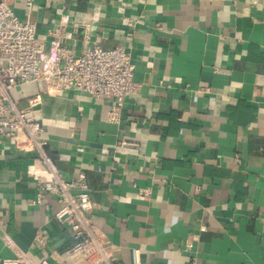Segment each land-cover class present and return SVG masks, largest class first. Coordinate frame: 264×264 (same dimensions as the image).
Segmentation results:
<instances>
[{
	"label": "crops",
	"instance_id": "0c3cea01",
	"mask_svg": "<svg viewBox=\"0 0 264 264\" xmlns=\"http://www.w3.org/2000/svg\"><path fill=\"white\" fill-rule=\"evenodd\" d=\"M33 20L47 54L62 23L77 53L131 51L141 87L117 122L110 98L12 90L22 107L41 96L45 151L66 178L85 171L114 261L264 264V0H35ZM24 137L0 144V264H71L58 199L36 202L49 169Z\"/></svg>",
	"mask_w": 264,
	"mask_h": 264
},
{
	"label": "built area",
	"instance_id": "2783aa9c",
	"mask_svg": "<svg viewBox=\"0 0 264 264\" xmlns=\"http://www.w3.org/2000/svg\"><path fill=\"white\" fill-rule=\"evenodd\" d=\"M34 7L35 0H0V144L10 139L16 141L18 133L23 131V142L38 149L49 174L43 180L38 179L40 191L36 202L41 203L45 195L58 199L59 209L54 216L74 240L66 252L71 264H123L114 261L108 243L97 231L92 191L85 171L68 179L53 166L45 151L43 129L35 119L41 96L29 97L22 107L13 98L12 90L39 83L45 92L53 95L73 89L97 99L110 98L114 105L108 120L117 122L126 97L138 93L141 87L134 79L131 51L125 45L105 49L93 42L77 53L63 46L66 35L62 23L51 32L55 44L47 54L46 39L38 35L33 20ZM134 25L128 19V26ZM3 262L35 264L23 256ZM38 264L51 263L44 260Z\"/></svg>",
	"mask_w": 264,
	"mask_h": 264
}]
</instances>
